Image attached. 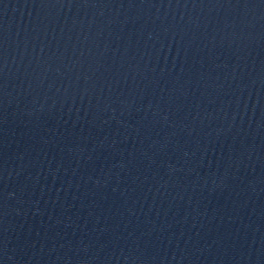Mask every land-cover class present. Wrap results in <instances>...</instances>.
<instances>
[{
	"label": "water",
	"instance_id": "water-1",
	"mask_svg": "<svg viewBox=\"0 0 264 264\" xmlns=\"http://www.w3.org/2000/svg\"><path fill=\"white\" fill-rule=\"evenodd\" d=\"M0 264H264V0H0Z\"/></svg>",
	"mask_w": 264,
	"mask_h": 264
}]
</instances>
